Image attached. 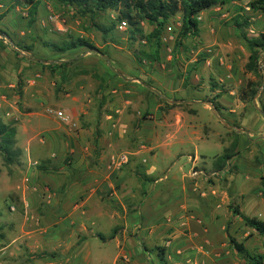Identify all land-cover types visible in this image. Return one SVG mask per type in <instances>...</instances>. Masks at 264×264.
Segmentation results:
<instances>
[{
    "label": "rangeland",
    "instance_id": "1",
    "mask_svg": "<svg viewBox=\"0 0 264 264\" xmlns=\"http://www.w3.org/2000/svg\"><path fill=\"white\" fill-rule=\"evenodd\" d=\"M9 1L0 0V120L16 128L18 155L8 164L0 154V264H12L9 240L35 234L41 244L71 228L74 238L97 237L78 264H252L227 230L251 255H264V237L235 212L264 221V54L260 72H248L243 37L264 31L254 0L201 13L199 33L183 38L177 14L159 48L147 41L146 21L139 32L128 23L120 29V10L93 17L44 0L32 18L23 5L5 14ZM239 18L248 25L236 27ZM80 40L91 47L63 50ZM250 87L256 95L242 99ZM121 155L127 162L118 167ZM78 162L100 169L101 196L93 193L90 205ZM58 198L65 212L43 205ZM123 203L138 221L131 255L114 261L117 244L103 241L122 231ZM25 254L20 264L70 263L53 247Z\"/></svg>",
    "mask_w": 264,
    "mask_h": 264
},
{
    "label": "trees",
    "instance_id": "2",
    "mask_svg": "<svg viewBox=\"0 0 264 264\" xmlns=\"http://www.w3.org/2000/svg\"><path fill=\"white\" fill-rule=\"evenodd\" d=\"M44 0H10L7 3L5 14L11 12L18 6H26L29 8V13L32 18H35L39 10L40 5ZM71 6H76L82 11L84 15H91L98 17L99 14L106 12L107 10H120V20L126 21L130 26L135 27L139 32V24L141 22H148L152 27V32L146 38L148 42L161 47L160 38L165 30L168 21L175 17L177 14H181L183 17V24L180 33V38L187 37L189 35H196L199 33V15L205 11L211 10L218 6H226L234 0H64ZM252 5L258 10H264V0H254ZM4 14V15H5ZM5 17V16H1ZM248 25L247 21L241 22V18L236 19L235 25L238 28H242L243 24ZM138 27V28H137ZM111 29L102 30L108 32ZM244 39L248 43L250 49V56L246 69L248 72L257 74L260 72V62L262 55L264 54V31L257 38H249L246 34L243 35ZM79 45L91 47L90 44L80 40L78 44L72 42L67 44L64 51L78 47ZM159 51L152 55L153 61H158ZM140 59V58H139ZM21 88V84H20ZM257 90L254 87H250L249 91L244 90L242 99L246 100L252 96H255ZM217 111L222 109L220 104H214ZM264 114V108L262 110ZM17 130L15 127L4 124L0 120V154H2L9 164L18 153L14 150L16 144ZM225 158L229 159V156ZM236 214L241 216L245 225L258 234L264 237V221L258 218L247 217L239 210H235ZM2 226L0 225V237ZM117 232V230H116ZM227 236L229 238L231 246L235 251L248 258L252 264H264V255H251L243 243L238 242L233 238L229 230H227ZM133 264V263H126Z\"/></svg>",
    "mask_w": 264,
    "mask_h": 264
},
{
    "label": "crops",
    "instance_id": "3",
    "mask_svg": "<svg viewBox=\"0 0 264 264\" xmlns=\"http://www.w3.org/2000/svg\"><path fill=\"white\" fill-rule=\"evenodd\" d=\"M170 157L173 159V157H175V153H171ZM181 162H182L181 160L177 159V161L173 163L174 165L172 166V169L170 170L169 174H167L168 176H170L171 179L173 178V175H174L175 171L177 170L176 169L177 166H178V169L181 167ZM79 164H81V163H79ZM81 165H84V164H81ZM84 167L86 168V171L83 174V178L86 179V186H85L84 190L87 193L92 192L91 197L87 200V203L90 205L92 202V197L95 193L97 194L98 197L101 196V192L99 191V189L94 188L96 186V183L98 182V179L101 177V174L98 172V170H100V169H98V170L89 169L88 165H84ZM90 177H94V179L89 181L88 179ZM59 192L61 193V196H63L62 193H64V191L60 190ZM112 197H118L119 198L117 192H115L114 195H112ZM124 197H125L124 198L125 202H127L126 198L130 197V194H128V192L126 191L124 193ZM57 200L58 201L55 200L52 203L50 202V204H43V205H45L48 208L56 207L57 209H55V212H57V213L65 212V210H63L64 209V206H63L64 203L62 202V200L60 198H58ZM10 201L11 200H9L8 203H11ZM96 205L97 204L93 205L94 213H96V209H95ZM122 206L124 208V211L121 212L123 215V218H124V222L122 225V231H117L115 233V235H113L112 237H109L106 240L104 239V241H103V243H105V244L106 243L109 244L113 241L117 244L119 251L115 256L114 261L119 256L127 258L128 255L129 256L131 255L132 250H131L130 246H131V243H133V239H135V238H134V236H131L129 234V232L131 231L133 226H136L137 221H138V220H136L135 214L132 213L134 211V209H130L133 206H129V205H127V203L126 204L123 203ZM138 213L136 212V215H138ZM111 216L114 218V220H116L114 215H111ZM68 218L71 219L70 217H68ZM71 222L72 221H70V223ZM61 223L62 224H60V225L66 224V227L68 225V223H66V221H63ZM70 225L75 227L73 223ZM138 225L140 226V222L138 223ZM16 227H17V224H16ZM77 228L82 233H92L93 234L92 229H89L88 226H86L84 224H82V226H77ZM71 229L72 230L70 232H68L67 234H66V232H63L62 230L56 231L55 233L58 237H55V239H53L51 242L49 239H45L44 243L41 242V244H39L40 242H37V240H34L36 238L35 234H31L32 236H34L32 240H26L25 237H17L15 239L9 240L10 242L7 244V247L9 246L10 249L15 248V250H16V251H13V253L11 255H9L10 260L12 261V264H20V262L23 259H27L29 254L28 255L25 254L26 249L28 250V248H29L30 252H32L33 250H35L38 247V245H41L43 249H47L48 251L50 250V247H53V249L57 250L60 254L65 255V257L69 256V257H67V260L70 261L69 264H78V262L80 260L79 256L83 252L84 245L88 244L90 239L97 238V237H87V238L82 237L81 238L78 235H76V238H74L73 237L74 228H71ZM21 231H22V228H21ZM72 238H74L75 241H72L70 243L69 239H72ZM101 240H103V239H101ZM52 244H55V246H53ZM24 245H26L28 248L25 249L23 247ZM70 251H72V252H70ZM70 255H72V256H70ZM58 260H62V259H58ZM47 264H57V262H55V261L51 262L50 261V262H47ZM133 264H136V263H133Z\"/></svg>",
    "mask_w": 264,
    "mask_h": 264
},
{
    "label": "built area",
    "instance_id": "4",
    "mask_svg": "<svg viewBox=\"0 0 264 264\" xmlns=\"http://www.w3.org/2000/svg\"><path fill=\"white\" fill-rule=\"evenodd\" d=\"M127 26V22L126 21H122L119 28L120 29H124ZM58 116V118L61 119H65L63 113L59 112L56 114ZM127 162V158L125 155H121L118 160H114V164H116L118 167H120L121 165L125 164Z\"/></svg>",
    "mask_w": 264,
    "mask_h": 264
},
{
    "label": "water",
    "instance_id": "5",
    "mask_svg": "<svg viewBox=\"0 0 264 264\" xmlns=\"http://www.w3.org/2000/svg\"><path fill=\"white\" fill-rule=\"evenodd\" d=\"M254 103L256 104V101H254ZM258 108V107H257Z\"/></svg>",
    "mask_w": 264,
    "mask_h": 264
}]
</instances>
